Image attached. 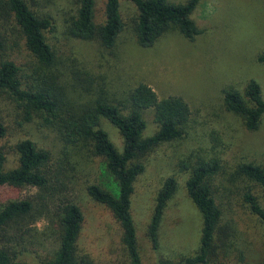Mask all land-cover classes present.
Returning <instances> with one entry per match:
<instances>
[{
	"label": "trees",
	"instance_id": "16d2710c",
	"mask_svg": "<svg viewBox=\"0 0 264 264\" xmlns=\"http://www.w3.org/2000/svg\"><path fill=\"white\" fill-rule=\"evenodd\" d=\"M77 1L67 34L97 40L105 48L114 47L124 30L122 0H105L101 23L95 22L97 0ZM126 1L136 7L131 23L142 47L153 46L171 28L191 41L202 32L192 18L200 0ZM34 3L37 6V0H0V92L16 102L24 120L39 117L64 143L101 157L98 180L86 185L87 193L109 209L118 222L129 264H146L131 210L135 182L146 169L147 152L185 136L192 114L190 103L180 94L160 96L144 82L119 99L98 96L86 102L75 101L66 90L69 85L63 83V62L46 35L53 28L52 19L33 8ZM257 61L264 64V51ZM220 91L223 114H236L247 130L261 126L264 92L256 79L248 78L242 88L228 85ZM148 110L153 111L157 128L145 135ZM103 118L118 127L121 149L102 125ZM7 134L8 127L0 118V137ZM13 150L17 164L10 167L0 146V264H102L79 248L84 213L73 194L70 159L53 158L48 147L28 136L18 138ZM179 163L180 171L188 173L187 192L202 219L199 244L174 255L160 254L152 264H245L246 254L241 248L235 263L218 261L237 250L233 229L224 222L223 203L218 201L213 185V178L223 168L221 155H196ZM236 170L264 188V165L242 159ZM26 186L37 190L22 196ZM177 187L178 178L172 173L164 177L155 195L147 226L154 248L159 246L162 216ZM243 199L249 210L264 220L259 197L247 189ZM40 219L46 221L41 230L36 225ZM47 239L54 241V246L49 247ZM258 264H264V258Z\"/></svg>",
	"mask_w": 264,
	"mask_h": 264
},
{
	"label": "rangeland",
	"instance_id": "374dc122",
	"mask_svg": "<svg viewBox=\"0 0 264 264\" xmlns=\"http://www.w3.org/2000/svg\"><path fill=\"white\" fill-rule=\"evenodd\" d=\"M77 3V0H37V6L32 5L52 19L53 28L46 35L63 62L60 67L65 70L63 83L69 85L66 90L75 101L86 102L98 96L119 99L136 84L144 82L160 96L180 94L192 109L185 136L163 142L147 152L146 169L135 182L131 210L144 262L152 264L160 254L174 255L198 246L202 219L187 192L188 173L180 171L179 161L216 153L222 157L223 168L213 178V185L219 194L218 201L223 203L224 222L233 229L237 246L231 255L218 261L235 263L241 248L246 254L245 264H258L264 258V220L249 210L243 192L252 190L264 207V188L239 174L236 164L243 159L264 165V118L257 130L243 128L236 114L220 111V90L228 85L242 88L253 77L264 92V64L257 61V56L264 51V0H200L192 13L202 30L195 40L171 28L147 48L137 42L131 23L136 7L126 0H122L121 7L124 30L114 47L105 48L97 40L68 35L66 28ZM104 9L105 0H97L96 23L103 21ZM22 116L16 102L0 92V118L8 127V134L0 137V146L6 152L8 166L17 164L13 143L25 136L48 147L53 158L70 159L73 194L84 213L80 251L102 264H129L118 222L86 190L88 183L98 180L101 157L90 155L81 146L76 149L64 143L41 118L24 120ZM146 119L145 135H148L157 128L152 110L146 112ZM102 125L121 149L122 134L118 127L106 118L102 119ZM172 173L178 178V187L165 208L160 243L154 248L147 233L149 215L164 177ZM36 190L26 186L21 195L27 196ZM45 222L40 219L36 225L41 230ZM46 242L49 247L55 244L51 239Z\"/></svg>",
	"mask_w": 264,
	"mask_h": 264
}]
</instances>
